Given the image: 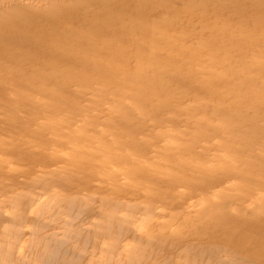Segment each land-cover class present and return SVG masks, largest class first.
Returning a JSON list of instances; mask_svg holds the SVG:
<instances>
[{
  "label": "rangeland",
  "instance_id": "374dc122",
  "mask_svg": "<svg viewBox=\"0 0 264 264\" xmlns=\"http://www.w3.org/2000/svg\"><path fill=\"white\" fill-rule=\"evenodd\" d=\"M125 7L148 24L112 18ZM55 8L77 18L0 38V56L4 47L16 55L7 67L0 60V109L11 112L0 117V264H264V159L243 134L264 114L244 81L264 63V0H0V22L20 12L32 23ZM226 27L237 43L216 33ZM210 31L212 46L194 50L192 36ZM122 33L129 55L118 50ZM247 33L256 39L243 42ZM108 64L120 70L110 97ZM143 86L151 103L135 102ZM197 88L221 111L192 121L206 103ZM119 107L141 118L126 134L144 139L136 151L114 143ZM183 136L197 152H177ZM56 142L66 150L50 153Z\"/></svg>",
  "mask_w": 264,
  "mask_h": 264
},
{
  "label": "bare ground",
  "instance_id": "6f19581e",
  "mask_svg": "<svg viewBox=\"0 0 264 264\" xmlns=\"http://www.w3.org/2000/svg\"><path fill=\"white\" fill-rule=\"evenodd\" d=\"M77 1L80 2L81 0H77ZM95 1H97V0H95ZM143 11H145V10H143ZM76 13L77 12L72 11V10L71 11L60 10V9L55 8V10L52 11V14H49L44 18H41L40 16H36V15H34L32 17V15L30 14V16H31L30 19L33 21L32 23L31 22L28 23L25 19H23V17H25L24 14H22L20 12L15 13L16 15L12 14V15H10L11 17L6 16L7 18L3 19L0 22V34H1L0 38H2L3 41L8 42V44H10L8 39L11 37V35H12L11 33L14 34L17 31H25L27 29H29V30L30 29H39L40 31L48 32V30H50V29L58 28L60 26L59 22L63 21V19L69 20L70 22H73V20H75L77 18ZM112 18H114V19L126 18V19L130 20L131 23L129 24V28H131V29H135L137 25H138L137 28H139V27H145L148 24V22L146 23V22H142V21L137 24L138 15L133 13L132 7L122 8L121 10H119V12H115V14L112 16ZM73 27L76 28L78 26H76V25L71 26V28H73ZM4 31L10 32V34L6 35L8 33L5 34ZM45 32H43V35ZM122 32L127 33L126 31H122ZM124 33L120 34V35H122V36H120V39H119V45L121 46V49L118 48V50L121 53H124V54L127 53L129 55L130 52L127 51V50H129V48H125V47H128L129 43H131V42L128 41L126 36H127V34L129 36H131L132 34H130V33L124 34ZM216 33H218L221 36V38L224 39L225 41H228L231 43H237L239 41V40H237L238 36L235 34V32L231 31V27H226L223 29L222 28L217 29ZM2 35H4V36L2 37ZM178 37L181 40L184 39L183 34H178ZM212 39H213V31L204 32L203 34L198 35V36H192L191 41L193 44V49L194 50H196V49L202 50L203 49V51H205V49L207 47L212 46V44H213V42L211 41ZM255 39H256V37L254 35H250L249 33H247L246 35L242 36L241 40L243 42H245V41L255 40ZM1 44L2 43H0V46H1ZM155 46H156V49H161L162 51H165V49H162V47L160 46L159 42L155 43ZM2 51L4 53L0 56V60L4 63L3 67L10 66L12 61H13L12 59L14 58V56H16L15 51L12 50L11 47L10 48L4 47L2 49ZM231 67H232V64H230V62H228L226 64V66L224 67V70L231 69ZM253 71H254L253 76H251L250 78H247L244 81L250 82L249 86H248L249 91L256 92L261 98H264V63L255 65ZM103 73H107L110 80L107 83V85H104V87L102 89L106 90L103 92H105L110 97V96H112V94L108 90L109 89L113 90V88L115 87L112 78H113V76H118L120 74V70H118V69L112 67L110 64H108V66H106V68H104ZM164 77L169 78V81H170L172 76H171V74L168 73L167 75H164ZM198 89H200V88L196 89L197 90L196 93L198 94V98H201L202 95H203V97L205 96L206 103L200 104L202 108L198 112H196L192 115L190 114L189 117H190V120H192V121H196V117L200 113L203 115H205L206 112L209 114H211V112L217 114L218 112L221 111V107L218 105V103L215 102L214 96L207 95L206 93H202L201 92L203 90L202 88H201V91ZM199 92H201L202 94H200ZM141 95L136 98L135 102H137L138 100H139L138 103H141L145 100L150 102V103L152 102L153 98L151 97V94H149L148 90H145V86H143V92ZM235 98L237 99L238 96H236ZM47 99L49 101H52V103H55L57 105L62 104V100L57 98V97L56 98L47 97ZM198 101H201V100L197 99V102ZM166 103H167V101H164V103H162L161 106L164 107L166 105ZM8 110L9 109H6V108L0 109V117L8 118L9 114L11 113V112L8 113L7 112ZM222 110H223L224 116H229V117L232 116V118L230 119L231 122H236V121L240 122L242 120V117L234 116V114L236 112L240 111V109L238 107L236 108V110H234V108H233V111L231 113H228L227 110L225 109V107H223ZM1 111H5V112L2 113ZM117 112H119L122 117H125V119L121 118L124 125H123L121 130L115 132L114 143L117 144L118 147L122 146V147H125L127 149L130 148L134 151L138 150L139 149L138 146L140 145V143H142L144 141V139L142 137H135V136L130 138V137L126 136V134L130 133L134 130H137L140 127L141 118H138V117L135 118L134 117L135 114L127 112L126 110L120 109V107H119V110ZM181 120L182 119L179 118L178 115L175 116V114H173L169 121L172 122V124L176 125V124H179V122ZM252 121L254 122L253 125H251V126L247 125L243 130V134L252 138L253 140L254 139H256V141L258 140L257 141L258 143L257 144L255 143V148L260 150V154L256 153L255 157L258 156L262 160V159H264V114H263V117L256 118L255 121L254 120H252ZM243 123H248V121L246 119H244ZM106 124L110 127H113L116 125L113 118L106 119ZM74 125L75 124H72L70 126L74 127ZM201 129H205L204 126H201ZM148 132L150 133L151 136H154L156 130H153L152 128H150L148 130ZM91 137H92V135H91ZM93 138H96V136L93 135ZM229 139H230V136H227V137L224 136L222 139H220L219 146L220 147L225 146L226 142ZM185 140H187V139H185L184 136L180 137V140H179L180 147L177 149V152L181 153V154H183V153L185 154V153H189V152H192V153L197 152V150L199 149L200 146L198 144H195V143L192 144L191 142H189L188 144L185 145ZM45 147L46 146L43 145L44 150L46 149ZM64 147H66V144L61 143V142H56L47 148H49L48 150L50 153H56V152H64L66 150V149H64ZM70 147L74 148L73 145H70ZM105 149H106V145L104 144V150ZM244 152L246 155L247 154L246 150L240 149V152H238V153L243 154ZM251 153H253V150ZM170 154L171 153L169 152L167 155H170ZM244 173L247 174V172H244ZM254 182L257 183L256 180H254ZM262 186H264V185H262ZM260 190H262L264 192V187L260 188ZM263 230H264V228H263ZM257 232H258V230H256V229H248L247 232H245L243 235L248 236V238L253 237V239H254V237H256V235H257ZM7 246H8V243H7ZM8 250H9V248H8ZM255 250L256 249L253 246L252 252ZM2 251H4V250H2ZM6 252H8V251L6 250ZM202 252L204 254H208V255H215L218 252V249L211 248V249H208V250H205ZM8 254H11V253L8 252L7 255ZM11 255H9V256H11ZM245 255H246L245 253H239V256H237V258L243 259L245 257ZM228 257H229V255H228ZM231 257H233V256H231ZM260 260L264 261V256ZM108 261L110 264L109 259H108ZM106 264H108V263H106Z\"/></svg>",
  "mask_w": 264,
  "mask_h": 264
}]
</instances>
